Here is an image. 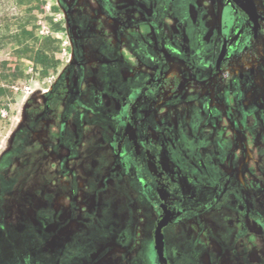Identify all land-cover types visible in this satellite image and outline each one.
<instances>
[{
	"label": "flooded vegetation",
	"instance_id": "af4514ba",
	"mask_svg": "<svg viewBox=\"0 0 264 264\" xmlns=\"http://www.w3.org/2000/svg\"><path fill=\"white\" fill-rule=\"evenodd\" d=\"M105 1L95 0L94 4H97L98 12L96 17L88 16L87 22L90 23L88 27L75 25L79 36L87 38L85 47L93 50L99 38L97 25L106 26L107 29V26H110L109 20L116 24L113 29L110 28L112 35L104 42V49L101 52L95 49L99 56L94 55L86 63L88 66L94 64L95 72L98 70L104 72V78L97 76L96 73L87 77L88 99H84L82 94H79L73 81L76 95H69L71 94L69 90L62 91L64 97L61 99L59 110L51 106V99L45 98V101L37 105L38 110L53 111L51 116L43 122L48 120L56 127L55 138L50 135L44 143L38 141L37 147L32 150L34 153L32 157L46 152L45 176L50 180L43 181L47 186L42 193L47 196V199H52L51 202H47L49 207L39 208L38 212L45 210L43 216L50 220L54 219L60 210L70 208V203L66 204L65 208L58 207L52 197L63 191L72 195L74 190L79 188V184H74L73 179L79 177L83 168L93 166L87 161L89 159L86 160V155L92 153L95 155V145L107 143L101 131L108 132L109 147L114 155H118L125 141L131 140L129 134L139 128L143 130V137L136 141L131 140L130 144L131 160L135 164L132 175L135 180H139L141 195H145L157 215L151 227L150 238L146 240V243L141 242L142 239L139 240L140 244L133 250L137 264H149V260L153 257L156 264H177L180 260L182 261L183 254L192 264H264V262L256 261L255 245L249 239L250 235L244 234L242 230L243 225L251 221L264 232V217L251 211L248 200L242 199L239 202L235 197L230 199L227 179L229 172L221 169L220 150L212 147L219 142V135L217 132L210 136L202 133L207 128L213 130L214 123L211 120L217 117L214 96L211 91L208 93L200 91L197 94L195 91L188 90L183 93L180 89L183 81L191 82L188 85H194L212 78L211 73L218 75L229 59L242 54L246 49L251 50L253 43L260 40L261 33L264 31V20L261 19L264 18V0H251L256 13L261 17L257 20L256 31L253 30V22L240 8L241 4L245 5V0L222 1L216 36L212 38L215 52L211 54L205 53L204 49L196 46L197 35L194 27L197 22L194 21L195 25L192 26L193 21L191 22L189 18V4L184 0H164L166 15H159V10L156 8L159 0H133L135 7L130 10L124 4L128 0L124 2L114 0L112 4L114 9L110 12L104 6ZM65 8L68 9L66 6ZM117 10L123 11L124 14L118 15ZM66 11L71 16L72 11ZM170 14L174 21L170 28L172 35L168 37L169 43L158 44L160 29L155 26L159 17L165 19ZM100 16L105 17L108 20L107 23ZM143 25L151 29L150 39H154L153 42L144 37L140 30ZM163 28L165 31L164 26ZM70 29H74L73 25ZM210 34L212 36V33ZM201 38L207 39L204 36ZM221 52L222 58L217 65ZM172 57L189 59L190 72L187 75L176 76L177 85L172 87L173 91L167 98L159 100L161 95L159 90L165 83L164 80L170 77L169 69L164 72L162 68L159 69V66L164 63L168 65ZM145 61L156 65L154 73L151 72L152 69L144 70ZM244 66L248 73L237 72L231 92V95L235 96L233 99L236 105L239 104L242 107L244 101L241 97L246 96L243 92L248 93L253 88L251 81L255 75V68L251 63H245ZM126 72L128 74H125ZM65 86L68 87V84L65 83ZM196 101L199 105L195 104ZM159 107L172 110L171 116L166 113L159 117L157 112ZM243 108L247 109V107ZM45 126L48 127V123ZM231 136L232 140L233 135ZM236 140V146L239 148L238 138ZM195 148H198L196 152ZM16 151L17 145L12 146L4 154L14 156ZM80 152L84 154L83 159H80ZM141 156L146 163H143ZM33 159L31 160L36 162ZM108 161L110 160L104 163L109 170L104 171V174L102 170L96 169V165L92 169L95 177L99 174L103 175L101 179L104 180L98 184V193H106L109 186L112 187V184L115 186L113 182L115 178H126V161H122L121 164H114L112 160ZM3 164L4 158H1L0 170ZM111 164L114 166L111 167ZM24 166L30 168L31 174L40 172H37L39 170L37 162ZM145 166L148 171L156 174L153 181L145 179V176H149L145 175L146 173L143 174ZM262 168L263 184L260 187L263 189L264 165ZM56 176L60 179L67 178V181L61 183ZM159 185L162 186L165 198L159 193ZM114 186L112 189H115ZM160 205L166 206L171 212L170 220L161 229L164 261L159 260L154 247V231L163 215ZM229 211L235 212L234 215L237 217L232 220L228 215ZM122 212L119 205L111 204L106 200L98 202L95 199L93 207L86 210L87 215L83 217L90 222L87 231L79 232L77 229L80 228H75L73 233H69L66 237L62 236V242H58L49 249L40 247L39 250L44 256L46 253L42 251L51 250L57 245L63 247L72 239L78 238L83 245V248H80L82 258L74 259L72 264H80L88 256L86 248H92L95 243L114 240V245L129 248L121 244L123 233L121 239L116 242L113 236L119 226ZM193 219H198L201 223L199 234H196L193 227L188 225L193 222ZM29 224L30 229L26 228V225L21 229H16L17 224L10 225L13 226V231L25 229L29 234L37 235L30 222L27 225ZM262 240L264 241V236ZM40 245H42L41 241ZM111 256L115 261L116 259L121 261L126 254L113 252ZM102 264L116 263L110 261V263Z\"/></svg>",
	"mask_w": 264,
	"mask_h": 264
},
{
	"label": "rangeland",
	"instance_id": "374dc122",
	"mask_svg": "<svg viewBox=\"0 0 264 264\" xmlns=\"http://www.w3.org/2000/svg\"><path fill=\"white\" fill-rule=\"evenodd\" d=\"M184 1L189 4V18L191 22L193 21L192 26L195 25L194 21L197 22L194 27L197 35L196 46L204 49L205 53H214L215 45L212 38L216 36L223 0ZM94 2L95 0H0V15H6L9 18V32L12 36L0 49V62L7 61V68L17 75L8 86L7 96L0 98V159L4 158V164L0 170V264H72L74 259L82 258L83 245L78 238L72 239L63 247L57 245L51 250L42 251L46 253L44 256L39 249L40 247L49 249L58 242H62V236L66 237L69 233H73L75 228H80L77 229L79 232L87 231L90 222L83 217L87 215L86 210L93 207L95 199L98 202L106 200L120 206L123 212L113 236L116 242L121 239L123 233L121 244L129 248L114 245V240L95 243L92 248H86L88 256L80 264H102L103 262L110 263V261L116 264H137L133 250L140 244L139 240L142 239L141 242L146 243V240L150 238L151 227L157 214L146 200L145 195H141L140 182L132 175L135 171V164L131 160L130 144L131 140L136 141L143 137V130L139 128L129 134L131 140L127 138L128 140L125 141L118 155H114L109 147L108 132L101 131L107 143L95 145V155L93 153L86 155V160L89 159L87 161L93 166L96 165V169L102 170V173L109 170L104 163L106 160H110L108 162L112 160L114 164L126 161V178H115L113 181L115 186L109 182L112 187L109 186L106 193H98V184L104 180L101 179L103 175L99 174L95 177L92 171L93 166L83 168L79 177L73 179L74 184H79V188L74 190L72 195L63 191L52 197L58 207L65 208L66 204L70 203V208L60 210L61 213L59 212L54 217L55 220L46 219V216H43L45 210L38 212L39 208L47 207V202H51L52 199H47V196L42 193L47 186L43 181L50 180L45 176L46 152L32 157L34 154L32 150L37 147L38 141L44 143L50 135L55 138L54 129L56 127L48 120L43 122L51 116L53 111L38 110L37 105L45 101V98L51 99V106L59 110L61 99L64 97L62 91L69 90L71 91L69 95H76L74 82L79 94H82L84 99H88L87 77L95 73L102 78L105 76V73L100 70L94 71V64L88 66L86 63L94 55L99 56L95 49H99V52L104 49V42L112 35L110 28L113 29L116 24L109 20L110 26H107V29L106 26L97 25L99 38L93 50L85 47L87 38H81L75 27V25L79 27L90 25L87 22L88 16L96 17L98 12V6ZM113 2L114 0L104 2L108 12L113 11ZM134 3L135 1L128 0L127 3L124 2L127 6L124 8L130 10L135 7ZM165 5L164 0H159L158 7H156L159 15H166ZM66 10L72 11L71 16ZM117 12L118 15L124 14L120 10ZM81 18L84 19L81 20ZM100 18L107 23L108 20L105 17L100 16ZM173 21L171 14L165 19L159 17L155 26L160 29L158 44L169 43L168 37L172 35L170 28ZM71 25L74 27L73 30L70 29ZM22 28L24 32H21ZM140 30L148 41L153 42L154 39H150L151 29L147 25H143ZM202 36L207 39L202 40ZM37 57L41 59V63L34 62ZM189 63H191L189 59L172 57L168 65L164 63L159 66V69L162 68L164 72L168 69L170 71V77L164 80L165 83L159 90L161 93L159 100L167 98L173 91L172 87L177 85L176 76L187 75L190 72L191 64ZM245 63H251L255 68V75L251 81L253 88L248 93L244 91L243 95L246 96L241 97L244 101L243 107H247L246 110L241 105H236L233 99L235 96L231 95L233 79L237 72L248 73L244 66ZM246 65L248 67V64ZM143 68L147 71L152 69L151 72L154 73L156 65L145 61ZM211 75L212 78L207 81L194 85H188L191 82L183 81L180 89L183 93L188 90L195 91L197 94L200 91L205 93L211 91L214 103L217 104V117L211 120L214 123L213 130L207 128L202 133L210 136L217 132L219 135V142L212 147L220 150L222 157L220 167L229 172L227 179L230 199L235 197L239 202L242 199L248 200L251 211L264 217V188L260 187L263 184L262 167L264 165V31L261 33L260 40L253 43L251 50L246 49L242 54L233 56L222 66L218 75L213 73ZM195 104L199 105L197 101ZM4 108L7 110L5 111ZM157 112L159 117L166 113L170 116L172 114V110L165 107H159ZM47 123L48 127L45 126ZM231 135H233L232 140ZM236 138L239 141V148L236 146ZM15 145H17L16 154L5 156L4 153ZM196 150L198 148H195V152ZM83 157L84 154L80 152V159ZM32 158L39 166L37 172H40L37 174H31L30 168L24 166L36 163L31 160ZM140 158L143 163H146L143 156ZM113 166L111 164V167ZM143 174L149 175L145 176V179L150 181L156 177V174L148 171L146 166ZM57 180L64 183L67 178L60 179L59 177ZM113 186L115 189H112ZM159 193L165 198L161 185H159ZM234 213L233 211L228 212L232 220L237 217ZM43 219L46 220L43 221ZM26 222L31 223L37 235L29 234L25 229L18 230V232L13 231L14 228L10 225L11 223L17 224L16 229L24 228L26 225V228L30 229V224L27 225ZM188 225L193 227L196 234L201 233V223L198 219H193V222ZM179 226L182 227V225ZM242 230L244 234L250 235L249 239L255 245L256 261L264 262V241L262 240L264 232L251 221L243 225ZM99 251H101L100 254H98ZM113 252H122L126 256L121 258V261L117 259L115 261L111 256ZM87 261L89 262L86 263ZM188 262L191 263L183 254L182 261L180 260L177 264H188ZM149 264H156L154 257L149 260Z\"/></svg>",
	"mask_w": 264,
	"mask_h": 264
},
{
	"label": "water",
	"instance_id": "95a60500",
	"mask_svg": "<svg viewBox=\"0 0 264 264\" xmlns=\"http://www.w3.org/2000/svg\"><path fill=\"white\" fill-rule=\"evenodd\" d=\"M236 1V0H234ZM240 8L245 12V14L248 16V18L253 22V30L256 31L258 24L257 20L259 15L255 11V7L252 3L251 0H245V5L241 4ZM264 20V18H261ZM222 58V52L218 58L217 65L219 64L220 60ZM163 215L161 216L160 220L157 222L155 231H154V244H155V250L157 251L158 257L160 261H164L163 257V243H162V234H161V229L163 226H165L168 221L171 218V212L169 209L166 208L164 205H160Z\"/></svg>",
	"mask_w": 264,
	"mask_h": 264
},
{
	"label": "trees",
	"instance_id": "16d2710c",
	"mask_svg": "<svg viewBox=\"0 0 264 264\" xmlns=\"http://www.w3.org/2000/svg\"><path fill=\"white\" fill-rule=\"evenodd\" d=\"M9 18L4 15H0V49L2 48L3 44L12 38L11 33L9 32ZM21 32H24V29H21ZM16 42H19L16 40ZM38 55V53H36ZM34 59L36 64L41 63V59L38 61ZM7 61L0 62V98L7 96L8 94V86L12 82L14 78L17 77L16 73L12 72L10 69L7 68ZM6 111L7 109L4 108Z\"/></svg>",
	"mask_w": 264,
	"mask_h": 264
}]
</instances>
